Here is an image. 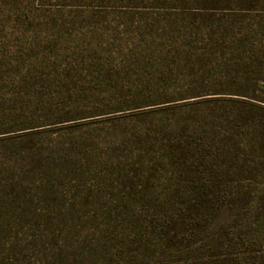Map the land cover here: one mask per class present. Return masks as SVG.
<instances>
[{
    "label": "rangeland",
    "instance_id": "374dc122",
    "mask_svg": "<svg viewBox=\"0 0 264 264\" xmlns=\"http://www.w3.org/2000/svg\"><path fill=\"white\" fill-rule=\"evenodd\" d=\"M244 6L0 0V264H264Z\"/></svg>",
    "mask_w": 264,
    "mask_h": 264
},
{
    "label": "trees",
    "instance_id": "16d2710c",
    "mask_svg": "<svg viewBox=\"0 0 264 264\" xmlns=\"http://www.w3.org/2000/svg\"><path fill=\"white\" fill-rule=\"evenodd\" d=\"M223 1L211 0V3L218 4ZM237 1H244L246 6L241 10H231L226 18L231 22L233 29L238 23L240 24L242 37L237 39L236 50L246 49L245 51L248 52L244 59L250 60L248 62L251 68L250 74L253 73V76L249 77V80L252 82V90L239 93L218 91L213 94L227 97L210 100L219 105L216 106L215 117L220 120V125L225 123L227 124L225 127L232 131L231 151L235 159H238L240 150L235 139V131L243 132L245 135L250 131L252 142L264 147V47L254 44L255 41L264 39V0ZM236 34L233 30L234 37ZM258 34H261V39L251 40Z\"/></svg>",
    "mask_w": 264,
    "mask_h": 264
}]
</instances>
